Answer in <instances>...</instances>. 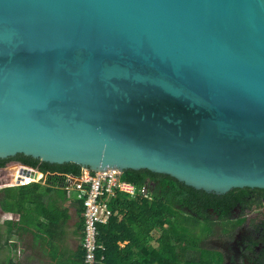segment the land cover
Listing matches in <instances>:
<instances>
[{"label":"water","instance_id":"95a60500","mask_svg":"<svg viewBox=\"0 0 264 264\" xmlns=\"http://www.w3.org/2000/svg\"><path fill=\"white\" fill-rule=\"evenodd\" d=\"M19 153L264 188V0H0V158ZM26 176L46 178L15 162L0 185Z\"/></svg>","mask_w":264,"mask_h":264},{"label":"trees","instance_id":"16d2710c","mask_svg":"<svg viewBox=\"0 0 264 264\" xmlns=\"http://www.w3.org/2000/svg\"><path fill=\"white\" fill-rule=\"evenodd\" d=\"M10 160L37 168L47 177L42 183L26 176L23 177L25 184L0 188L1 209L20 216L15 225L20 228L25 226L22 230L27 233L35 228V237L46 238L52 248L56 228L61 233L59 242L63 244L64 227L70 218L68 208L59 206L55 201L45 203L43 211L33 207L37 196H41L45 189L50 193L64 190L62 193L68 198L66 181L69 176L81 177L83 166L72 162L41 161L19 153L0 158V167H5ZM122 178L139 187H148L149 194L131 197L118 193L111 201L113 214L107 222L99 225L98 241L105 246V250L98 252L97 264H221L224 258L215 248L216 244H212L213 240L231 239L233 231L243 222L232 220L234 207L246 203L247 198L252 196V190L264 192V188L244 187L219 194L197 189L169 174L148 169H126ZM78 211L81 220L76 235L81 243L72 252L59 246L55 256L57 264L85 262L82 200H79ZM1 237L0 232V247L3 243H8L9 247L18 245L9 242V238L2 242ZM102 256L104 259H101ZM14 260L15 257H10L5 264H20Z\"/></svg>","mask_w":264,"mask_h":264},{"label":"built area","instance_id":"2783aa9c","mask_svg":"<svg viewBox=\"0 0 264 264\" xmlns=\"http://www.w3.org/2000/svg\"><path fill=\"white\" fill-rule=\"evenodd\" d=\"M122 173L116 168L98 171L83 169L81 177L69 176L66 181V188H75L77 197L84 203V264H97L98 252L105 250V246L98 241L99 225L107 222L112 216L110 204L117 194L126 193L131 197L149 194L148 187H139L124 180ZM101 259H104V256Z\"/></svg>","mask_w":264,"mask_h":264},{"label":"crops","instance_id":"0c3cea01","mask_svg":"<svg viewBox=\"0 0 264 264\" xmlns=\"http://www.w3.org/2000/svg\"><path fill=\"white\" fill-rule=\"evenodd\" d=\"M45 179L46 178H44L40 182L45 183ZM63 191L64 190L53 191L52 193H50L47 189H45L43 193L42 190L41 196H37V202L33 207L37 211H43L42 209H44L45 203L55 201L59 206L68 208L70 218L68 220V223L64 227L66 233L65 238L62 242L63 244L59 242V236L61 233L55 228L56 230L54 229L53 231V248L49 240H47L46 238L35 237V233H37L35 228L32 230V232L30 231L27 233L22 230L25 226H21V228L17 227L15 223L18 222V218L20 216H17L12 212H4L0 207V219H4L3 221L0 220V232L2 233V239H4L3 235L5 234V239L2 242L9 238V242L18 243V245H16L15 247H9L8 243L6 244V247L9 250V256L5 261H9L10 257H15L14 261L20 264H57L55 256L57 255V249L59 248V246L63 248V250L72 252L80 245V237L76 235V233L79 231V223L81 220L78 211L80 199L77 197V191L75 188L67 189L68 198L63 195ZM10 231L12 232L11 234ZM27 235L32 237L33 246H31V243L28 244V248L26 250L23 246V243L25 241L24 238ZM20 249H22V251H20ZM19 253L22 255L20 256Z\"/></svg>","mask_w":264,"mask_h":264},{"label":"flooded vegetation","instance_id":"af4514ba","mask_svg":"<svg viewBox=\"0 0 264 264\" xmlns=\"http://www.w3.org/2000/svg\"><path fill=\"white\" fill-rule=\"evenodd\" d=\"M15 162L20 161L10 160L5 167ZM251 195L233 209L232 220L243 222L231 239L213 240L224 258L221 264H264V192L255 189Z\"/></svg>","mask_w":264,"mask_h":264},{"label":"rangeland","instance_id":"374dc122","mask_svg":"<svg viewBox=\"0 0 264 264\" xmlns=\"http://www.w3.org/2000/svg\"><path fill=\"white\" fill-rule=\"evenodd\" d=\"M23 182H26V181H23ZM3 187H6L4 185H0V188H3ZM6 218V217H4ZM1 220V219H0ZM4 220V219H3ZM1 220V221H3ZM3 238L5 239V234L3 235ZM2 239V241L4 240ZM24 243H23V246L25 247V249L27 250L28 248V244L31 243V246L32 245V242H33V239L31 236L27 235L25 238H24ZM22 242V241H21ZM212 244L214 245V243L212 242ZM30 247V246H29ZM11 251V250H10ZM20 251H22V249H20ZM19 255L21 256L22 254L19 253ZM9 256V250L8 248L6 247V245L3 243L2 246L0 247V264H5V260L7 259V257ZM23 257V256H22ZM25 257V255H24Z\"/></svg>","mask_w":264,"mask_h":264}]
</instances>
